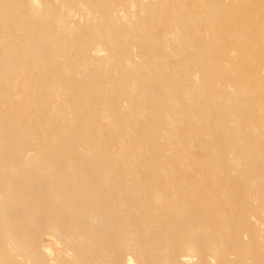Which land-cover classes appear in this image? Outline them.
Here are the masks:
<instances>
[{
	"label": "bare ground",
	"instance_id": "6f19581e",
	"mask_svg": "<svg viewBox=\"0 0 264 264\" xmlns=\"http://www.w3.org/2000/svg\"><path fill=\"white\" fill-rule=\"evenodd\" d=\"M0 264H264V0H0Z\"/></svg>",
	"mask_w": 264,
	"mask_h": 264
}]
</instances>
